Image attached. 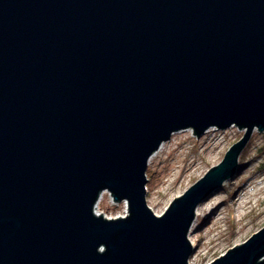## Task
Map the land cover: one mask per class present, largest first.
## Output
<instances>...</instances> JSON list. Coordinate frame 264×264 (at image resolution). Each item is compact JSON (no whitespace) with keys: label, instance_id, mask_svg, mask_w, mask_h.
Instances as JSON below:
<instances>
[{"label":"water","instance_id":"obj_1","mask_svg":"<svg viewBox=\"0 0 264 264\" xmlns=\"http://www.w3.org/2000/svg\"><path fill=\"white\" fill-rule=\"evenodd\" d=\"M238 127L161 215L147 165ZM264 131V0H0V264H188L195 211ZM107 192L124 216L96 213ZM210 264H264V227Z\"/></svg>","mask_w":264,"mask_h":264},{"label":"rangeland","instance_id":"obj_2","mask_svg":"<svg viewBox=\"0 0 264 264\" xmlns=\"http://www.w3.org/2000/svg\"><path fill=\"white\" fill-rule=\"evenodd\" d=\"M244 132L238 127H213L200 137L191 129L174 133L148 161L147 206L161 215L176 197L218 165ZM198 206L199 216L189 234L196 242L191 264H210L264 227V131H253L236 173ZM96 211L108 218L124 216L126 204L114 203L104 192Z\"/></svg>","mask_w":264,"mask_h":264},{"label":"bare ground","instance_id":"obj_3","mask_svg":"<svg viewBox=\"0 0 264 264\" xmlns=\"http://www.w3.org/2000/svg\"><path fill=\"white\" fill-rule=\"evenodd\" d=\"M206 132H207V131H206ZM162 145H163V144H161V146L159 147V149L153 153V155L151 156V158H152V157H153V156H154V155H155V154H156V153L162 148ZM102 198H103V194H101V196H100V198H99V200H98V203L101 201ZM242 200H243V198H238L237 202H238V203H239V202H242ZM199 212H200V209H199V206H198V207L196 208V211H195V218L199 216ZM189 241H190L191 246H192L193 249H194V248L196 247V242H195V240L189 236ZM188 264H191V261H189Z\"/></svg>","mask_w":264,"mask_h":264},{"label":"built area","instance_id":"obj_4","mask_svg":"<svg viewBox=\"0 0 264 264\" xmlns=\"http://www.w3.org/2000/svg\"><path fill=\"white\" fill-rule=\"evenodd\" d=\"M96 213L98 214V212L96 211Z\"/></svg>","mask_w":264,"mask_h":264}]
</instances>
